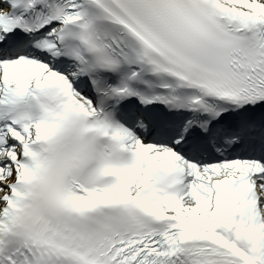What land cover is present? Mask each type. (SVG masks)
Instances as JSON below:
<instances>
[{"label":"snow or ice","instance_id":"snow-or-ice-1","mask_svg":"<svg viewBox=\"0 0 264 264\" xmlns=\"http://www.w3.org/2000/svg\"><path fill=\"white\" fill-rule=\"evenodd\" d=\"M0 264H264V0H0Z\"/></svg>","mask_w":264,"mask_h":264}]
</instances>
